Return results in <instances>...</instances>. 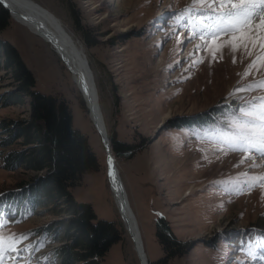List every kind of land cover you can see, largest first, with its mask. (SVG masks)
Returning <instances> with one entry per match:
<instances>
[{"label": "rangeland", "instance_id": "374dc122", "mask_svg": "<svg viewBox=\"0 0 264 264\" xmlns=\"http://www.w3.org/2000/svg\"><path fill=\"white\" fill-rule=\"evenodd\" d=\"M33 2L82 43L107 139L114 133L122 144L136 147L129 158L115 162L150 264H162L159 218L181 247V255L166 264H264V237L257 234L264 230V151L258 150L264 133V26H259L264 5L253 10L239 0L235 9L219 0ZM243 9L251 11L249 23H233ZM241 33L244 39L232 40ZM0 38L17 50L34 76L35 91L67 103L73 128L87 138L99 162V170L85 174L71 194L90 205L98 221L121 226L122 240L103 264H139L109 190L101 138L69 72L47 44L12 18ZM193 59L202 62L193 64ZM14 90L1 68L0 124L29 118L26 99L5 107ZM216 106L225 113L215 125L188 127L189 119ZM12 150L19 147L0 148L3 155ZM34 176L0 166V196ZM21 209L0 214L2 247L21 248L5 264H57L41 232L56 218Z\"/></svg>", "mask_w": 264, "mask_h": 264}, {"label": "trees", "instance_id": "16d2710c", "mask_svg": "<svg viewBox=\"0 0 264 264\" xmlns=\"http://www.w3.org/2000/svg\"><path fill=\"white\" fill-rule=\"evenodd\" d=\"M9 22V14L0 4V33ZM1 68L9 75L15 89L6 99L5 107L21 104L26 99L29 118L0 124V148L19 147L4 155L0 152V166L9 172L23 170L36 176L18 190L0 196V214L13 207H18L19 211L22 207L21 213L27 215L40 211L43 216L56 218L41 232L49 240L57 264H103L110 248L122 240V230L114 222L98 221L92 207L79 204L71 194L72 188L81 185L85 174L99 170V162L87 138L73 128L72 114L64 100L34 90V76L15 47L0 38ZM216 109L217 106L189 119L188 127L205 129L215 125L218 117L225 113ZM108 139L116 161L119 156L129 158L136 149L119 142L114 133L109 134ZM155 226L163 251L160 263L166 264L181 255L180 243L164 218H159ZM257 234L264 237V230H257Z\"/></svg>", "mask_w": 264, "mask_h": 264}, {"label": "bare ground", "instance_id": "6f19581e", "mask_svg": "<svg viewBox=\"0 0 264 264\" xmlns=\"http://www.w3.org/2000/svg\"><path fill=\"white\" fill-rule=\"evenodd\" d=\"M17 1L19 2V4L15 3V2L8 4L12 10L11 11L12 20L18 26H20L21 28H24L29 34L40 39L42 42H44V44H47L54 51V53L60 58L64 67L67 69V71L70 74L71 81L74 83V85L76 86V89L78 90L79 95L81 96V99L84 103V107L88 113L89 121L92 123L94 128L97 130V132L101 138L100 133L103 130L102 124L104 126L102 109H101V105H100L97 86L95 83V76H94L93 72L91 71V68H90L88 59L85 55L86 53H85V50H84L82 43L73 35V33L62 23V21L59 18H57L54 14H52L48 10L43 9L40 6H38L35 2H33V0H17ZM39 13H42L43 16L47 20L49 19L50 24L41 18V20L47 24L46 26L50 29V31L53 33H56V35L59 38L54 39V37H52V35L50 33L46 32L47 34H49V35H47L45 33V30H42L39 27L36 28L35 26H33V24H29V22H27V21H29V17L35 18L33 15L39 14ZM36 22H37L36 20L33 21V23H36ZM56 40H58L57 42H59L61 44L60 47H59V43H56ZM46 41H52L54 44H56V48L53 47L50 44V42H46ZM74 55L77 56V58H79V60L82 62V65H84V62H83L84 60H86V62L88 64L89 71L91 72V75H92V84L90 85L91 88L89 87L88 90L86 89L85 84H84V78L86 77L87 73L86 72L83 73L80 70L83 67L79 63L75 62L76 60L74 59L75 58ZM102 140H103V138L101 139V141ZM101 144L104 148L103 142ZM108 145H109V141H108ZM104 150H105V148H104ZM109 151L111 153L110 145H109ZM111 155H112V153H111ZM112 157H113V155H112ZM112 164H114L115 168L117 169V172H118L117 175L119 177V180L122 183L120 172L116 166V162H115L114 157H113ZM107 178L110 182L109 183V190L111 192L114 204H115L117 210L120 212L119 214H121L123 216V219L122 218L121 219H122L124 227H125L124 229L131 238L132 246H133L134 251L136 253L137 260L139 261V264H141V263L145 264L144 258H141V256H142L141 250L139 249L140 245H138L139 243L136 245V243L134 241L135 240L134 235L136 233H134V231H132V229L130 230V225H129L130 223L127 221L128 215L124 211V205H122L123 201L121 200L120 196L118 195V192L116 191V189L113 186L114 177H110L107 175ZM123 189H124V187H123ZM124 191H125V189H124ZM127 199H128V197H127ZM128 202H129V200H128ZM129 207L131 209L130 203H129ZM131 211H132V209H131ZM132 213H133V211H132ZM121 215H120V217H121ZM134 217H135V215H134ZM135 221H136L137 229L139 231V237L141 240L142 250H143V253L145 254L146 260L148 261L146 251H145V247H144V242H143V239L141 236V231H140V228L138 226V222H137L136 218H135Z\"/></svg>", "mask_w": 264, "mask_h": 264}, {"label": "water", "instance_id": "95a60500", "mask_svg": "<svg viewBox=\"0 0 264 264\" xmlns=\"http://www.w3.org/2000/svg\"><path fill=\"white\" fill-rule=\"evenodd\" d=\"M18 3L19 2L17 0H0V4L1 6L8 12L9 14V17L12 18V13H11V8L8 4H11V3ZM36 15V16H35ZM33 15L35 18H31L29 17V24H33V26H35L36 28L39 27L41 28L42 30H45V33L48 32L52 35V37H54V39H57L59 38L56 33H53L50 31V29L46 26L47 24L41 20L44 19L46 22H48L50 24V21L49 19L47 20L42 13H39V14H35ZM36 20L37 22L36 23H33V21ZM47 34V33H46ZM49 35V34H47ZM57 36V37H56ZM58 40H56V43H59L57 42ZM46 42H50V44L56 48V44H54L52 41H46ZM60 43H59V47H60ZM64 47V46H63ZM64 49V48H63ZM74 59L76 60L75 62L76 63H79L83 68H81L80 70L83 72V73H87L86 77L84 78V84H85V87L86 89L88 90V88L90 87V85L92 84V75H91V72L89 71V68H88V64L86 62V60H84V65H82V62L79 60V58H77V56L74 55ZM84 57V56H83ZM89 73V74H88ZM91 88V87H90ZM102 128L103 130L101 131V139L103 138L102 142H103V145H104V148H105V165H106V173L108 176L110 177H114V183H113V186L114 188L116 189V191L118 192V195L120 196L121 200L123 201V204L124 205V211L125 213L128 215V222L130 223V230L132 229V231H134V233H136L134 235V238H135V243L136 245H140V250H141V258H144V263L145 264H150V262H148L146 260V257H145V254L143 253V250H142V245H141V240H140V237H139V231L137 229V225H136V221H135V217L129 207V202H128V199H127V195L123 189V186H122V183L121 181L119 180V177L117 175V169L115 168L114 164H112L113 162V157L109 151V145H108V140H107V137H106V134H105V129H104V126L102 124ZM104 150V149H103ZM116 173V174H115ZM119 212V211H118ZM120 213V212H119ZM121 215V214H120ZM123 219V216L121 215V217ZM121 219V223L123 225V229L125 228L124 227V224H123V221ZM125 230V229H124ZM139 247V246H138ZM142 264V263H141Z\"/></svg>", "mask_w": 264, "mask_h": 264}, {"label": "snow or ice", "instance_id": "6c2138e0", "mask_svg": "<svg viewBox=\"0 0 264 264\" xmlns=\"http://www.w3.org/2000/svg\"><path fill=\"white\" fill-rule=\"evenodd\" d=\"M213 2L215 3L216 0H213ZM219 3L220 4L228 3V4H231L233 9L236 8V3L234 2V0H219ZM239 3L242 5H245V4L252 5L253 10H254L256 6L264 5V0H239ZM242 13H243V15H242ZM229 15L231 16L232 13H229ZM250 16H251L250 10H247V9L240 10L236 13L235 18L233 20V23H243V24L247 25L249 23V17ZM259 26H264V13H261V23ZM244 38H245V34L241 33V36L239 38L233 36L232 40L236 41L238 39H244ZM211 43H212V45H216L217 38L213 37V40L211 41ZM198 50H199V48L197 49V51ZM233 50H235V48ZM192 55H194V54H190V58ZM215 56H216V53L213 52L212 58L215 59ZM200 62H202V61H196L194 59L192 61L193 64L200 63ZM260 143H261V147L258 150L264 151V133H262L260 135ZM24 238L25 237L22 236V237H20V240H23ZM4 239H5V237L0 236V264H5V258L6 257H13L14 255L18 256V254L21 252V248L19 246L15 247V248L9 247L7 249H4L2 247V245L4 243ZM14 239H16V238L14 237Z\"/></svg>", "mask_w": 264, "mask_h": 264}]
</instances>
